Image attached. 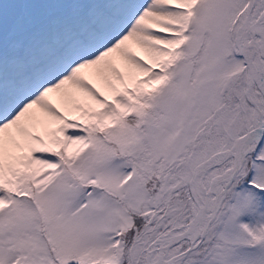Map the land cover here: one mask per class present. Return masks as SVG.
Segmentation results:
<instances>
[{
	"label": "snow or ice",
	"instance_id": "1",
	"mask_svg": "<svg viewBox=\"0 0 264 264\" xmlns=\"http://www.w3.org/2000/svg\"><path fill=\"white\" fill-rule=\"evenodd\" d=\"M0 264H264V0H0Z\"/></svg>",
	"mask_w": 264,
	"mask_h": 264
}]
</instances>
